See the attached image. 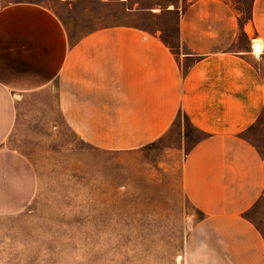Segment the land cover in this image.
Here are the masks:
<instances>
[{"label": "crops", "instance_id": "1", "mask_svg": "<svg viewBox=\"0 0 264 264\" xmlns=\"http://www.w3.org/2000/svg\"><path fill=\"white\" fill-rule=\"evenodd\" d=\"M96 1L110 16L77 35L47 0L0 6V206L34 188L5 147L30 96L55 92L64 121L107 151L139 150L183 113L202 133L182 161L202 213L184 264H264V0Z\"/></svg>", "mask_w": 264, "mask_h": 264}, {"label": "rangeland", "instance_id": "2", "mask_svg": "<svg viewBox=\"0 0 264 264\" xmlns=\"http://www.w3.org/2000/svg\"><path fill=\"white\" fill-rule=\"evenodd\" d=\"M47 1L71 35L110 16L96 0L78 10ZM201 137L180 113L159 140L107 151L64 121L55 92L22 101L5 147L33 169L34 188L22 205L0 206V264H184L202 213L182 188V161Z\"/></svg>", "mask_w": 264, "mask_h": 264}, {"label": "built area", "instance_id": "3", "mask_svg": "<svg viewBox=\"0 0 264 264\" xmlns=\"http://www.w3.org/2000/svg\"><path fill=\"white\" fill-rule=\"evenodd\" d=\"M3 0H0V6L2 4ZM263 51V46H262V42L258 39H255L252 42V52L256 53V54H260Z\"/></svg>", "mask_w": 264, "mask_h": 264}]
</instances>
